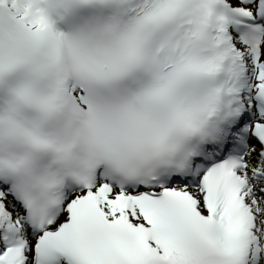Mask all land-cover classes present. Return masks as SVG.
<instances>
[{
	"label": "snow or ice",
	"instance_id": "6c2138e0",
	"mask_svg": "<svg viewBox=\"0 0 264 264\" xmlns=\"http://www.w3.org/2000/svg\"><path fill=\"white\" fill-rule=\"evenodd\" d=\"M0 264H264V0H0Z\"/></svg>",
	"mask_w": 264,
	"mask_h": 264
}]
</instances>
